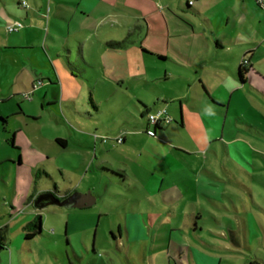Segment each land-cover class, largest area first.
Instances as JSON below:
<instances>
[{
    "label": "rangeland",
    "instance_id": "obj_1",
    "mask_svg": "<svg viewBox=\"0 0 264 264\" xmlns=\"http://www.w3.org/2000/svg\"><path fill=\"white\" fill-rule=\"evenodd\" d=\"M24 1L41 32L30 36L23 26L22 43L14 46L7 25L0 24L7 38L0 45V112L8 118V133L0 129V233L10 238L8 246H0V264H190L189 246L228 251L207 241L241 252L225 254L218 264H264V13L245 9L241 0H190L202 15L185 13L187 0H160L169 20L191 23L194 44L203 49L197 51L191 37L182 35L159 62L141 51L143 46L158 54L142 43V15L129 9L100 4L86 16L77 9L78 0ZM255 3L246 0L245 5ZM224 9L229 25L214 16ZM40 10L50 12L48 25ZM17 12L24 9L14 0L0 1L2 15ZM79 26L84 36L67 37L68 29ZM216 37L226 40L231 52L217 49ZM112 42L124 44L115 49L107 46ZM57 48H62L58 54ZM80 49L96 68L66 88L63 99L50 60L60 68L68 56L77 63ZM112 55L128 59L123 63ZM241 62L249 69L243 86L234 77ZM109 65L111 80L104 77ZM121 65L126 73L115 81L111 74ZM200 80L226 106L204 97ZM158 100L168 103L174 121L152 136L146 134V114ZM180 101L183 128L175 123ZM48 102L57 106L48 108ZM16 129L41 149L44 155L32 162L60 190L91 191L96 204L40 209L26 204L34 186V150L20 142V134L14 136L22 154L17 169L12 163L17 155H9L15 151L10 143ZM120 134L126 142L114 145ZM56 138L66 140L67 147ZM103 163L118 180L126 175L124 183L107 188L108 177L99 178ZM36 214L42 216V235L27 239L30 230L22 226Z\"/></svg>",
    "mask_w": 264,
    "mask_h": 264
},
{
    "label": "crops",
    "instance_id": "obj_2",
    "mask_svg": "<svg viewBox=\"0 0 264 264\" xmlns=\"http://www.w3.org/2000/svg\"><path fill=\"white\" fill-rule=\"evenodd\" d=\"M2 1L7 3V0H2ZM14 1L16 2L17 7H19V9H21V8L24 9V13H21V12H17L16 14L15 13H11L10 16L2 15L0 13V24L7 25L9 23H12V22L18 20V21L23 22L24 26H26V28L28 29V35L32 36L34 31L35 32H41L43 28H40V26H39L40 24L39 23H37L36 21L35 22L33 21L34 18L32 16V14L29 13L27 7L22 5V2L24 0H14ZM78 1H79V3H76V7H77V9H79L78 7H81V12H80L81 15H86V16L90 15L95 9H97V7L102 8L100 6V4H103V5L111 7V8L112 7L113 8H117V7L119 8L120 7L122 9H126V10L129 9L131 14L132 13L133 14L136 13L138 15L139 14L142 15V17H143V19L145 21V25H146L145 26L146 27V39L142 43L152 47L156 51V53H158V54H154V53L148 52L142 46L141 47V51L144 53L145 57H147V58H150V59L153 58V59L158 60L159 62H163L164 60L167 59V56L164 55L163 52L164 51L166 52V50L169 48L171 43H173V42L174 43H178V39L182 35L184 37H191V45H193L194 48H198L197 51H200V50L202 51V49H203L202 45L199 48V45H195L194 44V41H195V38H196V36H195L196 32H195V30H193V27L191 26V23L190 22L188 23L186 20H182L181 18H180L181 21H179V20L178 21L177 20H172V21L169 20L170 17L169 18L165 17V14L161 11L162 9H161V7L159 5L160 4V0H78ZM241 2L244 3L245 9L247 7H249V8L252 7V8L257 9L259 11V14H260V12L264 13V7L263 6H259L257 4L256 0H255L256 3L254 5L255 7L253 5H250V4L249 5H245L246 0H241ZM73 4H75V3H73ZM76 7H74L75 13L77 12ZM208 7L209 6H207L206 8H208ZM191 10L194 11L195 13L199 14V15H202L200 13V10L195 6V4H190V0H187L186 4L184 5V11H185V13H189V11H191ZM50 11H51V9H50ZM165 12L167 13V15L170 14L166 10H165ZM37 14L38 13H36V17L38 16ZM48 15H50V12H49V14H47L44 10H40V16H41V18L44 17V18L47 19V25H48ZM214 16L218 19V21L222 22L221 24H224V22H226L227 25H229L231 20H232L230 17H228L229 15L226 14L225 9L219 11L218 14L214 13ZM27 19L29 20V22L27 21ZM188 19H191V18H188ZM56 25H58L60 27V29L63 30L64 26L62 25V23H58ZM21 32L22 31H17V32H12V33L9 32L11 35H9L8 41H10V43H12L14 46L17 45V44L20 45L22 43V33ZM67 32H68L67 37H69L70 34L74 35L75 37H78V36L80 37V36H84L85 35L84 30H82V26H79V27L75 28V30H73V31L68 29ZM14 33H16V34H14ZM3 36H4L3 34H0V45H2V43L5 40H7V38H5ZM215 40H216V48L217 49L224 50V51L226 50L227 52L230 51L229 50L230 47L226 46V43H227L226 40H221L218 37H216ZM67 42H69V40H67ZM64 44H65V42H64ZM107 46H108V43H107ZM110 48H115V49L118 48L119 49V47H110ZM61 49L62 48H57L56 49V53L58 54V52H60ZM143 49H145V51ZM66 50L69 53L72 52L71 49H68L67 47H66ZM156 55L162 57L163 59L157 58ZM57 56L58 57H62V55H57ZM69 57L70 56H68L67 62L64 63L61 68L59 67V64L55 60H53V59L50 60V62L52 63V68H53V71H54V74H55V77H56V81L60 85L61 96H62L63 99L68 94V90L66 88H68V87L70 88V86H73L78 81L84 80V76L89 74L91 69L96 68V66L93 63H89L86 60V58L83 55V52H82L81 49L79 50V55L77 56V60H76L77 63H74L71 60H69L70 59ZM112 57H113V60H115V58L121 59L123 61V63H124V61L126 62L127 59H128L124 55H112ZM188 57L191 58V55H188ZM113 69L114 68H112V65L111 66L109 65V66L106 67V70L104 71L105 79L111 80V78L108 76V74L112 73L111 71ZM125 69H126V67L124 65H121L120 67L117 68L116 71H114V72H116L115 74H111L112 75L111 77L115 81H119L120 79H123L122 76L126 73ZM238 69H239V67H238ZM118 77H121V78H118ZM234 77H235V80H236L238 85L243 86L245 84L246 80L241 82L238 79L237 72L234 74ZM200 84H201L200 86H201V88L203 90V94L202 95H204V97L209 99L214 105H216L218 107L226 106V105H223V104L218 103L216 101V100H220V101H222V100L217 98V97L212 96L210 94V92H209V89H208L207 85L203 81L200 80ZM204 88H205V90H204ZM205 91L208 92L209 96L205 94ZM90 97H91V102L93 104L94 100H93L92 95H90ZM61 104L63 106V100H62ZM96 105H97V103H96ZM56 106H57L56 102H54V103L48 102V105H47L48 108H50V107H54L55 108ZM95 108L97 109V112H99L98 106H96ZM162 108H166L167 112L169 114L168 103L167 102H163L162 100L161 101L158 100V102H156L154 104L153 108H151L150 110H147V114H146V116H147L146 134L152 135V136H156L157 133L159 131H162L163 127H165V125L158 126V127L156 125H154V128L151 129V127H150L151 123H150L149 118H148V114L149 113H154L157 110L162 109ZM87 114L89 115V113H87ZM178 115H179V119L177 118L175 120V123L180 124L181 127L183 128L184 127V112H183V105L181 104V101H180V105H179V108H178ZM89 116H91V115H89ZM0 117L5 118V120H6L5 122H2L1 119H0V129H1V131L3 133L6 134V133H8V128H7L8 118H6L4 116V113H2V112H0ZM71 118L74 119L72 116H71ZM172 121H174V120H172ZM125 131H129V130L125 129ZM18 135H19V138H20V142L22 144H24L25 146H31L32 149L34 150L32 152V160H30V162H32V161L34 162L35 158L42 157L44 155L43 152L41 151V149L38 146L37 147L35 146V144L33 142V139L28 137L21 129L13 130L12 139H11V143L10 144H11V149H13L15 151L13 153L9 151L10 152L9 155H11V156H12V154L13 155L14 154L17 155V157H18L17 163L12 162L13 164H16V166H17L16 168L17 169H18V167H20L22 165L21 150L18 147L14 146V136H15L16 139H18ZM7 136L8 137L11 136V133H9ZM58 140H63L65 142V144L64 145L60 144L58 142ZM126 140H127V137L124 136V142L121 143V144H124L126 142ZM56 141L62 147H64V148L67 147V142L63 138H56ZM113 142H114V145L117 144L114 139H113ZM33 162H32L33 166L30 169V175L32 177L34 186H33L32 192L30 194V196H32V197L30 199L28 197L26 204H28V205L32 204L33 205L37 195H39L40 193H43L45 191H53L54 192L56 190L57 192H54V193L57 196H59L60 199H64L65 197H68L69 195H71V194H73L75 192H79V191H77V188H74V189L67 188L65 190H60L57 187V185L55 184V182H53V178L48 172L47 173L49 174V178L50 179L49 178H45V177H42L40 179H36L35 178V172L37 170H40V171H45V170H42L41 168L37 167L36 163L33 164ZM98 170H99V176H100L99 178H100V180L103 181L104 178L108 177L107 180H106V187L107 188H110V185L112 183L113 184H119V183L123 184L124 181H125L126 175H119L121 177V180L120 179L118 180V177L116 176L118 174H116L112 170L106 169L104 167V163L98 166ZM38 181L40 182V184H38ZM16 184L18 185V180L17 179H16ZM54 187H55V190H54ZM79 193H81V192H79ZM91 194L93 195L92 192H91ZM96 202H97V198H96ZM96 202L94 204H96ZM13 207L14 208H12V209H16L17 211H19L18 210V206H16V208H15V206H13ZM38 209H40V208H38ZM38 215H41V214H36L32 219H34ZM198 218L199 217H196L195 219L197 220ZM32 219H30V220H32ZM30 220H28V221H30ZM196 220L194 221V228H193L195 231H197L199 229L198 224L196 223ZM41 222H42V216H41ZM25 224L22 226L23 230H24ZM126 229H127L128 233H130L131 227L127 226ZM229 229H230V237H231L232 242L235 244V246L240 247L241 244H240L239 238L237 237L236 233L234 232V230L231 227H229ZM30 231L32 232L33 230H30ZM41 232H42V226H41ZM4 236H5V242H4L5 246L4 247H6L10 243V238L8 237V233L7 232H4ZM37 236H38V234H37ZM206 244L208 246H211V247L212 246H216V247H219V248L227 249L228 251H221V250H214V249L213 250L211 249V251H208L207 250L208 247H206L205 250H203V249H200L198 247L189 246V251H190V255H191L190 264H200L202 260H204V262H209V263H212V264H218V263L222 262L223 257H225L224 255L228 254L229 252L241 253L237 249L233 250L231 248V246L220 247L219 245L214 244V243H209L208 241L206 242Z\"/></svg>",
    "mask_w": 264,
    "mask_h": 264
},
{
    "label": "trees",
    "instance_id": "obj_3",
    "mask_svg": "<svg viewBox=\"0 0 264 264\" xmlns=\"http://www.w3.org/2000/svg\"><path fill=\"white\" fill-rule=\"evenodd\" d=\"M256 2H257V4H258L259 6H262L261 3L258 2L257 0H256ZM123 44H124V42H118V43H114V42H112V43H108V46H110V47H121ZM143 50L145 51V49H143ZM156 56H157V58H159V59H163L162 57H160V56H158V55H156ZM251 67H253V66H251ZM247 72H249V69L246 67V64H243V63L241 62L240 66H239V69H238V71H237L238 79H239L241 82H243V81L246 80L245 75H246ZM204 90H205V88H204ZM205 94L209 96V94H208L207 91H205ZM215 102H216V101H215ZM0 119H1L2 122H5V121H6L5 118H3V117H0ZM157 127H158V126H157ZM58 142H59L60 144H62V145L65 144V142H64L63 140H58ZM42 177L49 178V174H48L47 172H45V171L37 170V171L35 172V178H36V179H40V178H42ZM49 179H50V178H49ZM54 190H55V187H54ZM31 197H32V196H29V199H30ZM41 226H42L41 215H38V216L35 217L34 219L28 221V222L25 224V226H24V230H33V231H32V232L30 231V232L27 233V236H26L27 239L34 238L35 236H37V234H38V235H41ZM112 235L115 236L114 233H112ZM4 242H5V236H4V232H3V233H0V246H2L3 248H4V246H5Z\"/></svg>",
    "mask_w": 264,
    "mask_h": 264
},
{
    "label": "water",
    "instance_id": "obj_4",
    "mask_svg": "<svg viewBox=\"0 0 264 264\" xmlns=\"http://www.w3.org/2000/svg\"><path fill=\"white\" fill-rule=\"evenodd\" d=\"M96 202V198L91 194L75 192L64 199H60L53 191H45L37 195L34 204L37 208H43L49 204H57L60 206L73 205L80 208H87Z\"/></svg>",
    "mask_w": 264,
    "mask_h": 264
},
{
    "label": "built area",
    "instance_id": "obj_5",
    "mask_svg": "<svg viewBox=\"0 0 264 264\" xmlns=\"http://www.w3.org/2000/svg\"><path fill=\"white\" fill-rule=\"evenodd\" d=\"M258 2L261 3V5L264 7V0H257ZM23 6H26V2L23 1L22 2ZM24 26L23 22L21 21H14L12 23L7 24V31L8 32H15V31H19L20 28H22ZM148 118L151 124L156 125V126H162L165 125L167 123H170L172 121V118L170 117V115L167 112L166 108H162L157 110L154 113H149L148 114ZM98 135L95 134V137H97ZM106 140V139H104ZM115 142L118 143H123L124 142V136L122 134H120L116 139Z\"/></svg>",
    "mask_w": 264,
    "mask_h": 264
},
{
    "label": "flooded vegetation",
    "instance_id": "obj_6",
    "mask_svg": "<svg viewBox=\"0 0 264 264\" xmlns=\"http://www.w3.org/2000/svg\"><path fill=\"white\" fill-rule=\"evenodd\" d=\"M54 192H57L56 190Z\"/></svg>",
    "mask_w": 264,
    "mask_h": 264
}]
</instances>
